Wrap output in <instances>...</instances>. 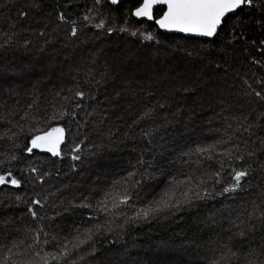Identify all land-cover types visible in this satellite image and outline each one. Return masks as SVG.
<instances>
[{"label": "snow or ice", "instance_id": "obj_1", "mask_svg": "<svg viewBox=\"0 0 264 264\" xmlns=\"http://www.w3.org/2000/svg\"><path fill=\"white\" fill-rule=\"evenodd\" d=\"M71 4L25 0L14 5L16 20L0 26V50L59 45L70 68L60 87L33 85L22 98L9 90L15 102L0 103V207L22 214L0 216V264H105L102 251L129 228L186 211L209 236L197 246L207 245L203 264H264V0H90L69 14ZM117 34L146 48L179 34L189 58L196 52L214 65L223 79L208 93L214 126L177 144L168 128L182 107L158 120L167 93L113 120L123 93L102 96L111 65L101 64L102 49L85 53ZM173 90L197 93L183 80ZM129 142L126 167L110 179L65 183ZM57 160L68 161L67 171ZM154 184L163 187L145 191Z\"/></svg>", "mask_w": 264, "mask_h": 264}, {"label": "trees", "instance_id": "obj_2", "mask_svg": "<svg viewBox=\"0 0 264 264\" xmlns=\"http://www.w3.org/2000/svg\"><path fill=\"white\" fill-rule=\"evenodd\" d=\"M24 2L25 0H0V26L6 27L7 23L15 21L16 7L14 5H23ZM60 2L63 3L64 0H60ZM86 2L90 3V0H72L69 14L80 11ZM46 3L54 4L56 0H46ZM121 7L123 8V5ZM115 15V13H109V16L114 17ZM95 31L89 32L88 35L94 38ZM157 39L159 40L158 44L154 41L147 42L149 46L146 48L122 34L114 35L111 38L105 36L102 37L103 43L100 41L89 43L87 48L90 51L85 54L90 55L97 48L102 49L104 55L101 57V64L107 60L111 65V78L101 90L102 96H111L116 90L123 93L121 108L114 110L113 120L121 114L122 110L127 118V113L131 109H139L145 104L151 105L156 100L162 99V94L167 93L168 104L165 110L159 112L158 120H163L165 117L171 118L172 113L176 112L177 106L182 107L183 114L178 115L175 118L176 122L168 128L171 138L177 144H181L199 137L202 130L214 126L208 121L213 118L214 111H218V108L214 102L210 101L208 93L221 85L223 79L214 74V65L208 66L207 59L203 64L200 63L202 58L200 54L193 52L192 57L189 58L185 49L178 47L183 44L179 34H163ZM242 64L243 60L237 67ZM69 73V65L64 63V55L59 51V45L55 48L48 47L43 53L37 51L35 45L32 47L17 45L10 50H0V93H3L0 95V103L15 102L16 97H9L7 94L9 90L18 92L22 98L26 91L32 89L33 85L39 87L41 91L58 88L68 80ZM234 73L235 68L230 70V75ZM178 80L194 85L197 89L196 96L170 91ZM194 99L196 104L193 103ZM131 147L132 144L129 142L127 145H121L118 150L105 151L102 159L92 163L86 161L82 169L83 174L76 176L69 174L65 178V183L77 184L87 177L110 179L112 174H117L126 167ZM38 155L43 157L46 154ZM67 163L68 161H65V165ZM56 164L67 171L65 165H61L60 161L57 160ZM161 187H163L162 184H154L152 188L145 191L152 193L159 191ZM148 198H151L150 194ZM4 203L7 205V198ZM21 215L14 205L0 207V216L4 218ZM194 215V213L186 211L178 213L176 219L149 221L129 228L125 234L120 236L118 243L108 245L107 250L102 251L101 258L111 256L125 258L124 263L116 264H131L132 258H144L137 264H159V259L148 258L144 255L150 253L151 246L155 250L158 245L166 242L169 249H180L186 254L182 263H203L202 254L205 253L207 245H204V248L197 246L204 244L209 236L199 231L198 226L194 223ZM69 222L66 220L65 224ZM177 233L180 235L177 236ZM141 249L142 251L134 253V250ZM123 253L125 254L122 255ZM129 254H131L130 257H127ZM93 264H98V262L94 261ZM162 264H166V262Z\"/></svg>", "mask_w": 264, "mask_h": 264}, {"label": "rangeland", "instance_id": "obj_3", "mask_svg": "<svg viewBox=\"0 0 264 264\" xmlns=\"http://www.w3.org/2000/svg\"><path fill=\"white\" fill-rule=\"evenodd\" d=\"M217 111V110H216ZM214 116V115H213ZM212 116V117H213ZM142 251L141 250H134V253H138ZM126 253V252H125ZM123 253L122 255H124ZM131 254H129L127 257H130ZM137 255V254H136ZM147 256L148 258H154V259H159V264H162L163 262H166V264H184L182 263V260L186 254H184L180 249H169V248H163L161 245H158L155 250H153L152 246L150 248V253ZM136 257V256H135ZM105 264H116V263H124L125 258L123 256H111V257H106L103 258ZM131 264H137L140 263L144 260V258H132ZM193 264V262H192ZM198 264H203V263H198Z\"/></svg>", "mask_w": 264, "mask_h": 264}]
</instances>
